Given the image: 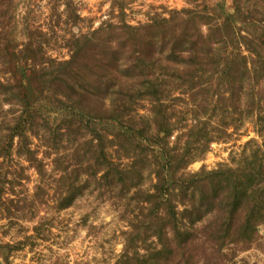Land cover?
<instances>
[{"label": "rangeland", "instance_id": "rangeland-1", "mask_svg": "<svg viewBox=\"0 0 264 264\" xmlns=\"http://www.w3.org/2000/svg\"><path fill=\"white\" fill-rule=\"evenodd\" d=\"M0 264H264V0H0Z\"/></svg>", "mask_w": 264, "mask_h": 264}, {"label": "trees", "instance_id": "trees-1", "mask_svg": "<svg viewBox=\"0 0 264 264\" xmlns=\"http://www.w3.org/2000/svg\"><path fill=\"white\" fill-rule=\"evenodd\" d=\"M228 30V27H226V29L224 30V32L225 33H228L229 31H227ZM218 33H220V32H218L217 31V33H214V35H217ZM222 33V32H221ZM174 49H175V47H174ZM231 67V66H230ZM229 66H228V68H230ZM16 89L17 90H19V92H22L21 93V95H23L24 94V97H26V98H28L27 99V102H26V105H27V107L28 106H30L31 104H30V101H29V96H28V90L26 89V87L25 88H23V85H19L18 87H16ZM24 90H25V92H24ZM111 116L112 115H109V116H107V117H104L105 118V120H112V119H114L115 117H112L111 118ZM29 118L32 120L33 118H34V115H32L31 113H29ZM100 119H103L102 117H99ZM22 120V119H21ZM30 120V121H31ZM29 121V122H30ZM24 122V124L23 125H25V124H30L29 122H28V120H25V121H23ZM21 129V127L20 126H18L17 127V130H20ZM125 129H128L126 132H124V135H125V137H127V141L129 142V144H134L135 143V140H132V138H133V135H132V132H133V130L130 128V127H125ZM138 134L137 135H139V136H142L143 134H144V131L142 130V131H139V132H137ZM163 133H164V135H165V137L167 136V131H163ZM19 135V134H18ZM169 136H167V138H168ZM162 139H164V137L163 138H160V136L159 137H157L156 138V141L157 142H159L160 140H162ZM134 141V142H133ZM147 149V148H146ZM167 158V161H168V164L170 165L171 164V161H170V158L167 156L166 157Z\"/></svg>", "mask_w": 264, "mask_h": 264}]
</instances>
